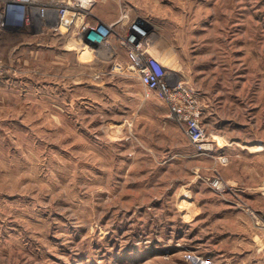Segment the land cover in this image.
Masks as SVG:
<instances>
[{"label":"rangeland","instance_id":"1","mask_svg":"<svg viewBox=\"0 0 264 264\" xmlns=\"http://www.w3.org/2000/svg\"><path fill=\"white\" fill-rule=\"evenodd\" d=\"M49 16L0 30V264H264V0H95L97 49ZM134 21L210 150L129 68Z\"/></svg>","mask_w":264,"mask_h":264},{"label":"built area","instance_id":"2","mask_svg":"<svg viewBox=\"0 0 264 264\" xmlns=\"http://www.w3.org/2000/svg\"><path fill=\"white\" fill-rule=\"evenodd\" d=\"M38 1H42L41 5H38ZM94 3L95 0H0V30L8 26L31 28L36 16L48 25L49 12L54 11L55 23L51 28L55 31L74 35L83 45L104 48L109 44L119 21L108 24L91 19ZM149 38L144 24L137 21L129 24L122 39L129 53V68L146 87L148 95L153 93L165 101L171 118L184 125L186 136L200 150H210L207 131L200 121V107L189 88L183 82L171 83L167 66L145 50L150 44ZM219 158L222 162L228 160L226 156ZM212 185L220 193L233 188L223 187L221 177L215 178Z\"/></svg>","mask_w":264,"mask_h":264},{"label":"crops","instance_id":"3","mask_svg":"<svg viewBox=\"0 0 264 264\" xmlns=\"http://www.w3.org/2000/svg\"><path fill=\"white\" fill-rule=\"evenodd\" d=\"M105 23H108V24H114V23H116L117 21H116V19H107L106 21H104ZM11 27H14V28H17V29H27L26 27H20V26H11ZM162 40V38H161V36L159 37V42ZM206 75V74H205ZM204 75V76H205ZM253 141V139H248V140H246L245 142L247 143V142H252ZM244 142V143H245ZM239 144V143H238ZM250 144H252V143H250ZM254 147H251L250 148V150H254V153H256L257 151L255 150V149H253ZM256 174H254V177L255 178H257V175H258V173H257V171L255 172ZM252 178V177H251ZM253 183H257L256 182V180L254 179V180H251V182L249 181L248 183H245V187H242L243 189H244V191L246 190V189H248V190H257L259 187H253L252 185H254ZM248 185H249V187H248ZM202 205H203V207H202V210L204 211V209H205V205H206V211H204V216L203 217H205V215L206 214H209L210 213V211H209V206H210V204H209V202L208 201H203L202 203H201ZM201 205V206H202ZM227 206V205H226ZM227 209H228V211H230V207H226ZM202 210H199L198 209V211L195 213L196 215H194V217H196V216H198V218L200 217V212L202 211ZM224 210L225 209H222V213H223V215H221V217H225L224 215H226V213L224 212ZM217 212H220V211H217ZM216 215H218L219 213H215ZM200 219V218H199ZM218 219H220V218H218ZM222 219H225V220H227L226 218H222ZM217 229V231H215V229H214V232L213 233H217L218 231H219V229L218 228H216ZM220 231H221V229H220ZM226 247H228V246H226ZM230 249L228 248L227 250H226V252H227V254L228 255H230Z\"/></svg>","mask_w":264,"mask_h":264}]
</instances>
